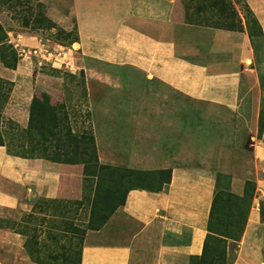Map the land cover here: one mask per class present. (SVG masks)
Returning <instances> with one entry per match:
<instances>
[{
  "label": "crops",
  "instance_id": "obj_1",
  "mask_svg": "<svg viewBox=\"0 0 264 264\" xmlns=\"http://www.w3.org/2000/svg\"><path fill=\"white\" fill-rule=\"evenodd\" d=\"M40 1L58 26L75 28L74 67L84 80L98 163L165 174L159 189H128L109 218L85 232L79 264H190L202 253L223 174L238 195L245 180L254 182L232 264H264L262 94L245 27L176 19V0ZM244 3L264 44V0ZM5 32L7 43L18 35L21 48L42 44L32 33ZM38 60L16 49L0 55V112L23 127L36 86L62 88ZM82 169L0 145V218L30 211L36 198L77 197ZM3 232L0 245L14 240L23 249L18 233ZM0 264L12 263L0 256Z\"/></svg>",
  "mask_w": 264,
  "mask_h": 264
},
{
  "label": "rangeland",
  "instance_id": "obj_2",
  "mask_svg": "<svg viewBox=\"0 0 264 264\" xmlns=\"http://www.w3.org/2000/svg\"><path fill=\"white\" fill-rule=\"evenodd\" d=\"M176 2L174 16L176 19L220 27L246 28L242 15L244 0H176ZM0 19L4 24L2 26L0 23L4 31L9 29L17 34H35L44 47L63 49L66 52L63 55L64 59H68L67 65L53 67L45 60L41 65L38 64L43 74L61 78L62 88L53 91L36 86L34 104L37 112L54 110L57 114L59 126L55 131L58 136L52 140V144L57 142L65 146V143H68L69 153H65V148L49 149V156L63 160L75 159L73 148L81 145L87 147L83 135H87L88 132L93 134L84 80L74 67V48L71 44L76 39L75 28L65 30L60 26H54L46 15L44 3L40 0H0ZM42 44L40 47H43ZM69 48H73L71 53ZM254 55L255 67L262 75L261 109L264 110V55L261 50ZM8 119L10 118L0 112V138L14 147L13 143L19 137V140L26 141L23 135L17 138V133L19 128H25L27 124L23 127L16 123L18 125L16 126L14 121ZM67 127L71 128L72 136L69 141L63 137ZM78 164L83 167L82 163ZM98 164H89L87 180L82 173L81 190L77 197L54 200L36 198L30 211L21 215L1 217L0 229L5 231L3 233L8 235L14 233L15 236L17 235L15 229L22 232L18 234L23 239V249L20 251L16 249L18 241L12 240L6 245H0L1 258L12 264L29 262L60 264L62 263L60 258L68 254L71 264H78L85 232L101 226L123 203L128 189L156 188L165 179V174L140 172L112 165L102 169L98 168ZM217 190L219 195L210 224L211 229L217 233L207 242L206 257L208 261L211 260L209 264H230L235 254L236 241L223 237L222 234L226 231L234 234L232 237L235 238L239 235L254 188L245 187L244 196L236 195L231 190L229 176L223 174L217 178ZM261 208L264 218V205ZM55 229H60L61 232L58 233ZM30 233H34L35 236L29 238V248L26 250L24 241L26 234L31 235ZM198 262L199 260H196L194 264H199Z\"/></svg>",
  "mask_w": 264,
  "mask_h": 264
},
{
  "label": "trees",
  "instance_id": "obj_3",
  "mask_svg": "<svg viewBox=\"0 0 264 264\" xmlns=\"http://www.w3.org/2000/svg\"><path fill=\"white\" fill-rule=\"evenodd\" d=\"M242 15H243L244 23L246 25L245 29L247 31L249 41H250L254 54L257 53V51L259 50L263 52L264 44H263V39H262V28L259 22L257 21V19L255 18V16L253 15V13L250 11L249 7L245 3L243 5ZM238 19L240 20V18ZM50 20L51 19H49V21ZM50 22L54 23V26L57 25L52 20ZM1 28L3 27L2 26L0 27V30L2 32V34L0 35V55L13 54L14 49L12 48V45L6 42V32L4 31V29H1ZM223 28L243 30L242 26H239L238 28H232V27H223ZM58 29L61 31V28L58 27ZM75 40L76 39H74V41ZM257 72H258V79H259V83L261 87L262 75L259 73L258 69H257ZM35 100L36 99L33 96L31 100L30 108H29L27 127L19 128L18 133H17L18 135L17 138L19 137V135H23L24 136L23 138H26L25 139L26 141L19 140L20 139L19 137V139H17L13 143L14 147H12V145L6 144L3 141V139L0 138V145H5L8 153L13 154V155H19L23 157H45V158L52 159L54 161L82 163L83 164V174L87 180V176H88L87 168L89 164H93V165L98 164V160H97L98 158H97V152H96V146H95L93 134L91 132H88L86 133L87 135H83L84 142L88 144L87 147L84 145H81V146H76L73 148L72 152H75V155H76L75 159L70 158V160H63L58 157H50L48 154L49 149L50 150H60L61 148L62 149L65 148L64 149L65 153H69V149L67 148L68 143L66 142L65 146L63 144L60 145L57 142L52 144L53 142L52 140L57 139L56 137L58 136L57 131H55V129H57L59 126L57 118H56L57 114L54 112V110L37 112L38 110H36V107L34 104ZM15 125L18 126L16 123ZM263 126H264V110L263 108L262 109L260 108L259 118H258V130L260 132ZM70 131H71V128L67 127L65 130L64 136H63L67 139V141H69L70 137L72 136ZM105 167H108V166L105 164H98V168L103 169ZM130 170H133V169H130ZM135 171H138V170H135ZM140 172H144V171H140ZM167 173H168V170H167ZM158 174L161 175V173H158ZM85 178H84V182H85ZM248 186H252L254 188V182L250 180H245L244 186H243V192L239 196L245 195V187L247 188ZM160 187L161 185L154 189H159ZM146 188H149V187H146ZM218 195H219V192L217 190V181H216V188H215L214 196H213L211 207H210V215H209L208 226H207L208 233L206 235V241L204 242L202 253L199 256H193L190 260V264H194L196 260H199L198 262L199 264H209L211 262V260L208 261V258L206 257L207 255L206 250H207V242L209 241L210 238H212L211 236H215L217 233L211 229L210 224H211L212 215H213V212L216 206V202L218 199ZM252 196H253V193L250 194L248 208L250 206ZM49 200H54V199H49ZM262 205H264V203L260 204V206ZM243 226H244V223H243ZM243 226L241 227L240 233L236 238L232 237L234 234L227 233L226 231L222 235L223 237L232 238L237 242L240 238ZM55 230L58 233L61 232L60 229H55ZM14 231L17 233H22L21 231H18L15 229ZM30 234L31 235L26 234V239L24 241V249L26 250H28L29 248V238L31 236L32 237L35 236L34 233H30ZM236 247H237V243H236ZM60 259L62 261V263L60 264H71V260L68 257V254ZM79 259H80V253L78 257V264H79ZM234 259H235V254L232 257L230 264L233 263Z\"/></svg>",
  "mask_w": 264,
  "mask_h": 264
},
{
  "label": "built area",
  "instance_id": "obj_4",
  "mask_svg": "<svg viewBox=\"0 0 264 264\" xmlns=\"http://www.w3.org/2000/svg\"><path fill=\"white\" fill-rule=\"evenodd\" d=\"M8 42L12 45L14 49L19 51L21 55H33L39 58L38 63L41 65L43 62L47 61L49 65L53 67H62L63 65H67L68 59H64L65 56L63 55L66 53L63 49L58 50L56 48L48 49L44 47L45 45L42 44L43 47H20L19 37L16 35L13 40H8ZM73 48H69V52ZM45 60V61H44Z\"/></svg>",
  "mask_w": 264,
  "mask_h": 264
}]
</instances>
